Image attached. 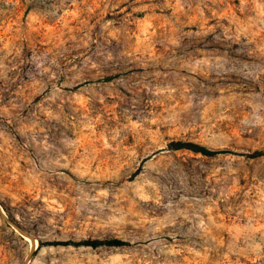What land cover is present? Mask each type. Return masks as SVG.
Returning <instances> with one entry per match:
<instances>
[{
    "label": "rangeland",
    "instance_id": "1",
    "mask_svg": "<svg viewBox=\"0 0 264 264\" xmlns=\"http://www.w3.org/2000/svg\"><path fill=\"white\" fill-rule=\"evenodd\" d=\"M260 149L264 0H0V264H264Z\"/></svg>",
    "mask_w": 264,
    "mask_h": 264
},
{
    "label": "trees",
    "instance_id": "2",
    "mask_svg": "<svg viewBox=\"0 0 264 264\" xmlns=\"http://www.w3.org/2000/svg\"><path fill=\"white\" fill-rule=\"evenodd\" d=\"M109 81V80H108ZM171 149L173 150H189L196 154H201L206 157H214L220 154H224V151H215L208 149L204 146L195 144V143H183V142H172L170 144ZM252 158H261L264 157V149L256 150L251 154ZM47 245H59V246H83V247H90L93 249H97L100 247H117L122 248L129 246V242L122 240L120 238L109 239V240H100V239H88V240H81L78 242L74 241H62V242H51Z\"/></svg>",
    "mask_w": 264,
    "mask_h": 264
},
{
    "label": "water",
    "instance_id": "3",
    "mask_svg": "<svg viewBox=\"0 0 264 264\" xmlns=\"http://www.w3.org/2000/svg\"><path fill=\"white\" fill-rule=\"evenodd\" d=\"M5 220H6V222L8 224H11V222L7 218H5ZM12 226H13L14 230H16L17 232H19L23 237L28 238V239H33V238H31V235L30 234H28L27 232H25L24 230H22L19 226H14V225H12ZM35 241L37 242V240H35ZM33 251H34V249L32 248L31 249V255H32Z\"/></svg>",
    "mask_w": 264,
    "mask_h": 264
},
{
    "label": "bare ground",
    "instance_id": "4",
    "mask_svg": "<svg viewBox=\"0 0 264 264\" xmlns=\"http://www.w3.org/2000/svg\"><path fill=\"white\" fill-rule=\"evenodd\" d=\"M31 241V243H32V248L35 250L37 247H38V243L36 242V241H34L33 239H30ZM39 248V247H38Z\"/></svg>",
    "mask_w": 264,
    "mask_h": 264
}]
</instances>
